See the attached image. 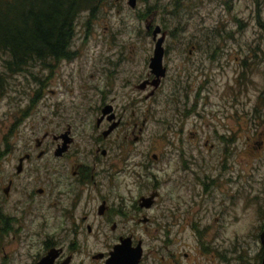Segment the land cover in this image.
Masks as SVG:
<instances>
[{"label": "flooded vegetation", "instance_id": "af4514ba", "mask_svg": "<svg viewBox=\"0 0 264 264\" xmlns=\"http://www.w3.org/2000/svg\"><path fill=\"white\" fill-rule=\"evenodd\" d=\"M148 26L147 33L155 41L154 25ZM90 37H85L87 42ZM75 39L76 36L69 45L67 57L34 65L33 77L39 86L44 82L39 80L41 75L48 76L49 83H55L62 64L78 59ZM163 48L165 75L158 85L151 69L142 74L138 82L127 80L134 65L132 50L130 53L119 50L117 60H104V64L98 66L97 93L86 113L79 114L78 123L54 122L49 133L36 140V148H41L37 156L33 151L13 157L16 145L10 147L5 141V148L0 149V264H264V175L253 174L248 178L244 172L232 173L234 164L227 149L232 139L219 135L217 128L214 129L215 144L218 136V142L226 145L218 174L215 159L206 158L203 151L195 147L204 145L207 151L214 150L209 135L197 144H187L184 136L188 131V137L197 138L188 124L196 115L197 102L182 105L179 101L175 104L173 98L172 103L169 100L167 105L174 104L178 113L167 118L163 126L167 133L161 137L168 148L163 157L166 163L163 164V158L157 154L152 156L151 163L145 151L137 148L148 134L153 116L151 107L128 110L130 102L121 106L119 100L129 101L131 97L135 105L136 95L133 94L137 91L144 95L143 101L156 98L170 69L164 65L168 49ZM154 53L155 48L150 64ZM179 95L182 100L189 98L184 90ZM179 107L184 109L179 110ZM90 116L94 117L92 124H88ZM257 131L262 138L263 131ZM258 144L264 148V140ZM245 149L246 142L242 150H235L240 154L235 158L239 167L248 165V156L241 157ZM115 151L120 155L118 158H113ZM114 159L117 161L111 162ZM39 161H43V165ZM157 164H162L160 178L135 173L134 182L129 180L134 173L132 166L134 171L141 168L152 173L153 169L158 171ZM102 177L108 178L111 185L108 186L113 187L114 192L102 189L107 186L100 184ZM120 185L141 193L128 198L117 193ZM185 189L192 190L191 200H185ZM99 196L101 205L96 204ZM208 203L213 205L208 210L217 207L219 215L228 218V224H245L243 213L254 210L259 224L256 233L249 239L233 241L229 231L225 240L219 239L212 226L200 232L195 224L196 207ZM215 222L219 224L218 217ZM190 223L194 225H186ZM31 224L34 225L30 231ZM50 224H57L67 236L44 235ZM63 224H68L67 228ZM84 224H102V227L112 224L111 232L122 231L123 227L127 230L114 236L98 233L83 238ZM152 226L154 233L163 235L135 233L142 230L147 234ZM188 228L193 237L183 236ZM86 230L92 233L93 227L89 225ZM121 247L126 248L128 256L119 255Z\"/></svg>", "mask_w": 264, "mask_h": 264}, {"label": "rangeland", "instance_id": "374dc122", "mask_svg": "<svg viewBox=\"0 0 264 264\" xmlns=\"http://www.w3.org/2000/svg\"><path fill=\"white\" fill-rule=\"evenodd\" d=\"M149 24L154 25V32L161 29L154 38L156 43L153 36L147 33ZM165 32L167 38L166 34L163 35ZM87 35L91 36L88 42L85 39ZM75 36L78 59L71 64L63 63L57 70L59 79L52 84L46 80L48 76L41 75L39 80L44 82L39 86L33 77V67L28 69L27 74L13 76L5 70L0 58V77L4 79L3 85L7 84L0 90V149L5 148L6 141L10 147L16 145L13 157L33 151L37 156L41 148H36V140L49 133L54 122L78 123L77 120L81 119L79 114L86 113L89 102L97 93V68L104 64V60H117L119 50L129 53L132 50L134 65H131L127 80L138 82L137 79L151 69L150 58L158 41L163 39V47L168 49L164 65L167 64L170 69L159 94L155 99L143 101L144 95L137 91L133 94L136 95L135 105H132L131 97L129 101L119 100L121 106L130 102L128 110L151 107L153 116L148 134L143 143L137 144V148L145 151L151 163L154 154L163 158L168 150L161 140L167 134L164 133V123L178 113L174 104L167 105L169 100L172 103L175 99V104L179 101L182 105L197 102L196 115L188 122L197 138L188 137V131L184 136L187 144H197L205 140V135H209L210 146L214 145V150L207 151L204 145L195 147L202 150L206 158L215 159L218 174L223 166L226 145L218 142V136L215 144L214 129L217 128L219 135L232 139L227 147L230 161L234 164L232 173L244 172L248 178L253 174L264 175V148L261 149L258 144L264 140V0H138L134 9L129 6V0H107L97 17L82 14L78 18ZM190 50L192 54H189ZM100 85L104 86L103 83ZM183 90L189 97L187 100H182L183 97L179 95ZM93 118L89 117L88 124H92ZM225 126L228 127L225 129ZM258 129L263 131L262 138L256 133ZM245 142L246 149L241 157L244 159L248 156V165L239 167L235 158L240 154L235 150H242ZM119 156L115 151L113 158ZM39 162L43 165V161ZM161 162L164 164L167 160L163 158ZM156 167L158 171L153 169L151 173L141 168L134 171L132 166L131 172L134 173L129 180L134 182L135 173L150 177V174H154L160 178L162 164ZM100 184L107 185L102 189L115 191L109 187L107 177H102ZM197 189L201 191V187ZM116 191L128 198H131V194L136 197L141 193L138 189L121 185L117 186ZM143 192L145 194V189ZM184 192L185 200H191L192 190L185 189ZM101 199L100 196L96 199L97 205H101ZM208 208L212 209L213 205L208 203L196 207L195 224L200 232L212 226L219 239L225 240L229 231L233 241L235 238L249 239L256 233L259 224L254 210L243 213L245 224H228V218L220 216L217 207L212 211ZM217 217L219 224L215 222ZM33 225H30V231ZM89 225L93 227L92 233L86 230ZM111 225L84 224L81 236L90 238L98 233L114 236L127 230L123 227L122 231L111 232ZM186 225L191 227L194 224ZM67 226L63 224V227ZM133 230L131 227L129 231ZM154 230L152 226L147 234L142 230L135 233L143 236L163 235L161 232L154 233ZM42 232L41 236H67L57 224L47 226L44 235ZM183 236L193 237L191 229H185Z\"/></svg>", "mask_w": 264, "mask_h": 264}, {"label": "trees", "instance_id": "16d2710c", "mask_svg": "<svg viewBox=\"0 0 264 264\" xmlns=\"http://www.w3.org/2000/svg\"><path fill=\"white\" fill-rule=\"evenodd\" d=\"M107 0H0V58L9 74L69 54L82 14L97 17ZM0 77V90L4 88Z\"/></svg>", "mask_w": 264, "mask_h": 264}, {"label": "water", "instance_id": "95a60500", "mask_svg": "<svg viewBox=\"0 0 264 264\" xmlns=\"http://www.w3.org/2000/svg\"><path fill=\"white\" fill-rule=\"evenodd\" d=\"M117 1H120V0H117ZM137 2H138L137 0H129V6L132 9H134L136 8ZM146 28H149V26L147 25ZM160 32H161V29L158 28L157 31L154 32V35L157 36ZM163 43H164V40L160 39L158 43L156 44L155 54L150 64V68L152 72L157 76V85H158V81L160 83V79L164 77L165 75V69L163 68V65H162L163 52H164ZM117 253L119 254L118 251ZM120 253H122V254H119L120 256L121 255L128 256V251L126 250V248L124 249V247H121Z\"/></svg>", "mask_w": 264, "mask_h": 264}, {"label": "bare ground", "instance_id": "6f19581e", "mask_svg": "<svg viewBox=\"0 0 264 264\" xmlns=\"http://www.w3.org/2000/svg\"><path fill=\"white\" fill-rule=\"evenodd\" d=\"M154 74V73H153Z\"/></svg>", "mask_w": 264, "mask_h": 264}]
</instances>
